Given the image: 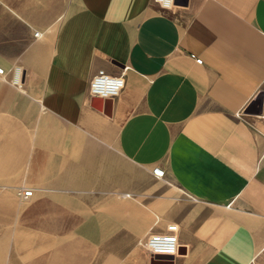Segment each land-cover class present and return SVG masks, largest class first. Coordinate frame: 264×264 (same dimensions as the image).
<instances>
[{
	"label": "crops",
	"instance_id": "1",
	"mask_svg": "<svg viewBox=\"0 0 264 264\" xmlns=\"http://www.w3.org/2000/svg\"><path fill=\"white\" fill-rule=\"evenodd\" d=\"M0 66V264H264V0H0Z\"/></svg>",
	"mask_w": 264,
	"mask_h": 264
},
{
	"label": "built area",
	"instance_id": "2",
	"mask_svg": "<svg viewBox=\"0 0 264 264\" xmlns=\"http://www.w3.org/2000/svg\"><path fill=\"white\" fill-rule=\"evenodd\" d=\"M158 3L165 7H171L175 0H156ZM37 36L40 35V32L36 33ZM192 57L196 58L197 62L203 63L202 58L196 57L195 54H192ZM125 68L120 75H111L101 69L92 79L91 82V93L93 96H98L102 98H113L119 95L123 87L125 86ZM20 68H16L12 82L19 85L22 82ZM0 75L5 77L6 71L5 68L0 66ZM264 92V90H263ZM260 117L264 118V99L262 110L259 112ZM153 173L158 179H163L166 177V170L160 166H157L153 169ZM18 195L22 199L30 198L34 189L31 187L21 186L17 189ZM232 203L229 204V206ZM178 225L172 223L168 226L166 232L154 233L150 235L143 245L153 254V255H177L180 250V245L178 243Z\"/></svg>",
	"mask_w": 264,
	"mask_h": 264
},
{
	"label": "water",
	"instance_id": "3",
	"mask_svg": "<svg viewBox=\"0 0 264 264\" xmlns=\"http://www.w3.org/2000/svg\"><path fill=\"white\" fill-rule=\"evenodd\" d=\"M263 99H264V92H262V93L260 94V96H259L257 102H256L252 107H250V108L248 109V112H249V111L251 112V111H253V110H255V111H257V112H260V111L262 110V106H263ZM93 101H94V103H95V102H100V101H104L105 103H107V102H112L111 99L107 100V99H105V98L98 97V96H96V97L93 99ZM159 257L173 258V255H163V256L158 255V256H156V258H159Z\"/></svg>",
	"mask_w": 264,
	"mask_h": 264
},
{
	"label": "rangeland",
	"instance_id": "4",
	"mask_svg": "<svg viewBox=\"0 0 264 264\" xmlns=\"http://www.w3.org/2000/svg\"><path fill=\"white\" fill-rule=\"evenodd\" d=\"M2 238V233H1V231H0V239ZM10 253H12L11 251H10Z\"/></svg>",
	"mask_w": 264,
	"mask_h": 264
},
{
	"label": "bare ground",
	"instance_id": "5",
	"mask_svg": "<svg viewBox=\"0 0 264 264\" xmlns=\"http://www.w3.org/2000/svg\"><path fill=\"white\" fill-rule=\"evenodd\" d=\"M21 70V69H20Z\"/></svg>",
	"mask_w": 264,
	"mask_h": 264
}]
</instances>
